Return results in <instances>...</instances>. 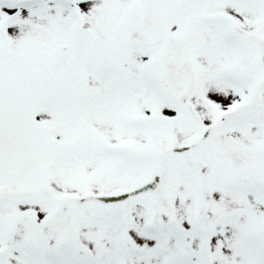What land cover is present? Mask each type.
<instances>
[{
    "label": "snow or ice",
    "instance_id": "6c2138e0",
    "mask_svg": "<svg viewBox=\"0 0 264 264\" xmlns=\"http://www.w3.org/2000/svg\"><path fill=\"white\" fill-rule=\"evenodd\" d=\"M0 264H264V0H0Z\"/></svg>",
    "mask_w": 264,
    "mask_h": 264
}]
</instances>
